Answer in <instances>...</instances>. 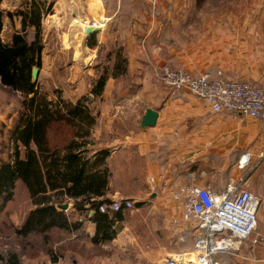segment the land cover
I'll return each mask as SVG.
<instances>
[{
  "label": "crops",
  "instance_id": "1",
  "mask_svg": "<svg viewBox=\"0 0 264 264\" xmlns=\"http://www.w3.org/2000/svg\"><path fill=\"white\" fill-rule=\"evenodd\" d=\"M50 1L54 2L52 12L42 19V61L49 55L46 41L51 33L58 41L53 53L68 56L65 67L82 71L84 78L98 74L103 50H108L105 59H110L104 68L107 81L101 95L91 93L99 77L95 74L97 79L86 84L83 76L70 78L72 85L68 84L74 91L63 97L73 103L85 94L93 97L97 123L80 155L91 166L99 152L109 151L106 184L90 189L83 181L74 194L69 182L70 190L63 188L65 193L59 197L68 207L59 209L72 221L84 222L80 236L93 237L96 224L86 217L91 209L78 211L77 201L132 199L134 208L111 214L117 215L111 225L116 246L142 257L150 243L159 264H165L170 255L192 252L197 222L183 219V203L174 193L191 170L198 184L215 192L243 177L253 192L251 173L264 162V120L215 112L187 89L165 85L160 75L169 65L193 74L221 70L232 79L264 83V0ZM26 4L1 3L0 8L5 13L16 12ZM95 20L102 22L87 35ZM20 27L21 16H5L2 32L6 29L10 35L3 32L2 38L10 41ZM147 108L157 110L159 117L156 125L144 128L141 119ZM10 139L14 152L13 135ZM244 157L249 159L246 164ZM151 177L155 182L151 183ZM30 209L17 223L19 227ZM246 243L230 254L232 259L221 253L219 262L264 264V245L247 247ZM28 264L65 261L41 257Z\"/></svg>",
  "mask_w": 264,
  "mask_h": 264
},
{
  "label": "trees",
  "instance_id": "2",
  "mask_svg": "<svg viewBox=\"0 0 264 264\" xmlns=\"http://www.w3.org/2000/svg\"><path fill=\"white\" fill-rule=\"evenodd\" d=\"M25 3L26 6L16 12L0 11V82L23 94L21 120L10 134L15 140L14 160L0 162V212L4 210L8 215L25 200L33 207L29 208L20 227L14 225L8 215L10 220H6L5 225L13 227L21 245L12 243L6 253L0 251V264H24L26 258H38L41 251L55 254L53 261L56 262L58 254L54 252L53 235L57 232L70 235L69 242L59 246L62 248L59 256L66 255L64 246L70 247L74 255L79 254L75 249L83 245L84 237L80 233L85 224L81 220L72 221L66 211L59 209L63 203L59 197L65 193L63 188L70 190L69 182L73 183L74 194L83 187V181L90 189L101 184L104 187L109 173L105 165L109 151L99 152L91 166L80 155V150L88 143L90 130L97 123V113L91 103L93 97L104 91L107 71L98 77L92 88L93 97L85 94L76 103L61 98L49 99L47 94L40 92L37 81L33 80V69L40 70L42 66V19L52 12L54 2L27 0ZM15 15L21 16V27L12 34L10 41H5L1 35L4 17L13 19ZM94 44L93 41L91 45ZM111 201L86 198L76 202L80 212L97 210L90 217L96 224V233L88 237L94 245L112 240L116 235L111 225L117 215L99 211L102 203ZM88 203L90 206L86 207ZM30 251L35 255H29ZM73 261L79 262L76 257Z\"/></svg>",
  "mask_w": 264,
  "mask_h": 264
},
{
  "label": "built area",
  "instance_id": "3",
  "mask_svg": "<svg viewBox=\"0 0 264 264\" xmlns=\"http://www.w3.org/2000/svg\"><path fill=\"white\" fill-rule=\"evenodd\" d=\"M96 24L93 22L89 25ZM160 79L173 89H187L203 99L215 112L227 111L264 120L262 82L232 79L221 70L216 74L211 71L193 74L169 65L164 66ZM196 176L194 170L189 171L188 180L174 193V197L183 203V219L197 222L193 251L170 255L165 264H221L219 255L238 252L257 228L261 200L250 190L247 177L230 181L221 192H215L209 186L198 184ZM161 178L164 180V174H161ZM150 181L155 182V178L151 177ZM134 206L135 200L113 199L109 203H102L99 211L113 214ZM95 212L96 209H91L86 217L89 219ZM253 242L264 245V234H259Z\"/></svg>",
  "mask_w": 264,
  "mask_h": 264
},
{
  "label": "rangeland",
  "instance_id": "4",
  "mask_svg": "<svg viewBox=\"0 0 264 264\" xmlns=\"http://www.w3.org/2000/svg\"><path fill=\"white\" fill-rule=\"evenodd\" d=\"M27 0H0L1 3H25ZM199 3L203 2L198 0ZM211 1V0H207ZM207 3V2H206ZM0 11L1 8H0ZM4 12V11H3ZM5 13V12H4ZM84 26V25H83ZM92 27V26H91ZM4 32V31H3ZM2 32V34H3ZM8 30L5 29L4 35ZM87 33V32H86ZM10 35V31L7 33ZM90 33H87V35ZM4 40H7V37H4ZM48 46V56H45L42 61V66L39 71L38 78L34 81H37L40 92L47 94L50 99H63L66 92L70 93L74 91V88L71 83L68 82L70 78H77L83 76L84 74L81 72L70 71V68L65 67V64L70 61L68 56H58L56 52H54V48L56 50L57 39L56 36L50 34L48 40L46 41ZM89 43H93L92 40H89ZM107 49L103 50L102 57L99 59L100 62L96 66V72H92L93 74L87 75L84 78V84L91 82L93 79H97V76H100L104 68L108 63L106 58ZM61 70V71H59ZM96 74V75H95ZM96 77V78H95ZM69 83V84H68ZM74 84V83H73ZM23 94L19 91H13L9 88L4 87L0 82V162L2 160L13 161V147L12 144L10 146V134L11 130L20 122V112L22 109L21 99ZM249 170V169H248ZM247 170V171H248ZM251 183L253 185V192L259 195L260 197V207H259V221L256 230L252 233V235L246 239L245 246H252L254 243L253 240L259 235L264 234V162L262 161L259 165L256 166L254 171L251 173ZM11 211L10 218L15 223L14 225L18 226L22 215H24L25 211H29V208L32 206L28 201H22ZM12 208V205H10ZM1 213V212H0ZM3 212L0 218V251L6 253L8 249H11L12 243H17L21 245V240H19L15 236V232L12 226L9 224L6 226V220H10L7 214ZM9 213V212H8ZM54 240L56 241L54 252L58 254V261H65V264H159V261H155L152 256V245L148 243L146 245L147 254L145 256H138L137 252L123 250L116 246L114 241L109 240L102 242L101 244L94 245L88 240V236L84 237L83 245L77 249L80 253L73 254V251L69 249L70 247L64 246V250H66V255L61 257L59 256V251L62 250L60 245H66L69 242L68 237L70 235L66 232H57L53 235ZM58 241V242H57ZM22 247V246H21ZM57 247V248H56ZM246 247V248H247ZM73 248V247H72ZM22 249V248H21ZM23 252V251H22ZM29 255H35L32 251L28 252ZM236 253V252H235ZM234 253H224L228 258L232 259V255ZM55 254H50L46 251H41L38 258L48 257L51 261H53V257ZM230 255V256H229ZM77 258L79 262H74L73 259ZM36 259V258H35ZM32 259V260H35ZM32 260L26 261L24 264H28Z\"/></svg>",
  "mask_w": 264,
  "mask_h": 264
},
{
  "label": "water",
  "instance_id": "5",
  "mask_svg": "<svg viewBox=\"0 0 264 264\" xmlns=\"http://www.w3.org/2000/svg\"><path fill=\"white\" fill-rule=\"evenodd\" d=\"M92 31H95L94 27H88L87 28V33H91ZM38 73H39V69L38 67H35L33 69V79L36 80L38 78ZM159 117V113L157 110L152 109V108H147L144 115L142 116L141 119V126L146 128V127H151L156 125L157 120ZM68 207L67 204L62 205L63 209H66Z\"/></svg>",
  "mask_w": 264,
  "mask_h": 264
},
{
  "label": "bare ground",
  "instance_id": "6",
  "mask_svg": "<svg viewBox=\"0 0 264 264\" xmlns=\"http://www.w3.org/2000/svg\"><path fill=\"white\" fill-rule=\"evenodd\" d=\"M100 22H102V20H95V23H97V25H95V26H99L98 23H100ZM243 161L245 162V161H247V159L244 157L243 158Z\"/></svg>",
  "mask_w": 264,
  "mask_h": 264
}]
</instances>
